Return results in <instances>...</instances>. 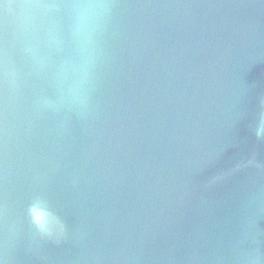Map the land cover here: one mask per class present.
Here are the masks:
<instances>
[{
  "label": "water",
  "instance_id": "obj_1",
  "mask_svg": "<svg viewBox=\"0 0 264 264\" xmlns=\"http://www.w3.org/2000/svg\"><path fill=\"white\" fill-rule=\"evenodd\" d=\"M76 7L0 0V264H264V0Z\"/></svg>",
  "mask_w": 264,
  "mask_h": 264
},
{
  "label": "clouds",
  "instance_id": "obj_2",
  "mask_svg": "<svg viewBox=\"0 0 264 264\" xmlns=\"http://www.w3.org/2000/svg\"><path fill=\"white\" fill-rule=\"evenodd\" d=\"M30 4L32 0H25ZM104 0H77L75 9V23L73 35L78 43L83 46L84 38L88 30L89 22L97 15L103 6ZM26 23L28 20L26 19ZM70 70V68H69ZM76 85L71 84L70 90L75 91ZM255 135L257 139L264 138V117L257 124ZM29 215L37 230L45 236H60L65 231L63 221L55 213L51 212L43 202H35L29 207Z\"/></svg>",
  "mask_w": 264,
  "mask_h": 264
}]
</instances>
